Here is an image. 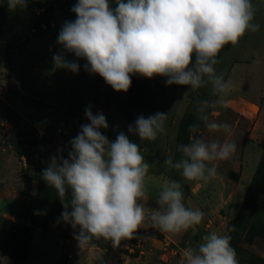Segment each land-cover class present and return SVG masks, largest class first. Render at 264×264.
<instances>
[{"label":"clouds","instance_id":"obj_1","mask_svg":"<svg viewBox=\"0 0 264 264\" xmlns=\"http://www.w3.org/2000/svg\"><path fill=\"white\" fill-rule=\"evenodd\" d=\"M6 2L9 11L15 12L26 9L29 0ZM114 4L78 0L71 9L76 19L62 25L57 42L85 59V71L99 74L117 92H127L132 75L137 74L148 79L166 77V85L187 86L188 91L210 83L217 99L200 102L198 119L211 133H228L229 124L210 120L208 115L209 108L226 105L229 91L214 66L226 45L235 46L249 31H259L252 0H115ZM53 60L57 68L79 71L80 66L63 55H54ZM85 116L89 123L81 125L69 141L67 158L52 156L41 173L64 205L62 220L78 229L74 239L81 250L94 239L110 240L117 247L142 227L180 234L201 224L203 212L185 206L178 180L164 184L156 201L159 207L148 213L140 201L147 193L150 164L140 146L123 132L115 141L103 135L100 129L109 125L102 113L94 115L89 107ZM167 119L168 113L161 112L139 116L128 131L141 141H155L159 134H166ZM198 128L193 124L189 131ZM177 150L181 159L168 158L164 163L179 170L186 181L207 183L217 172L215 165H208L230 158L237 144L193 137ZM182 264H238V260L230 236L211 232L196 247L185 250Z\"/></svg>","mask_w":264,"mask_h":264},{"label":"rangeland","instance_id":"obj_2","mask_svg":"<svg viewBox=\"0 0 264 264\" xmlns=\"http://www.w3.org/2000/svg\"><path fill=\"white\" fill-rule=\"evenodd\" d=\"M252 3L256 10L254 23L260 25L259 31H249L237 45H232L231 50L220 52L217 57L218 63L214 66L216 74L223 75L229 85V91L225 96L226 105L209 108L208 115L210 120L229 124L230 131L225 133L221 130L211 133L204 126L200 131V138L206 142L212 140L221 143L235 142L237 150L227 160L213 161L208 165L209 167L215 165L217 172L207 183L186 181L179 170L171 168L164 162L168 158L175 162L182 157V153L177 150L176 140L183 117L187 113L199 116L197 109L201 101L211 102L217 99L212 94L210 83L197 90L188 91L187 86L166 85V77L158 76V79L154 80L137 74L132 75L131 87L127 92H117L99 74L85 71L84 65L87 61L82 58L64 56L66 60L80 66L78 73L57 68L54 65L52 48L55 35L65 21V14L59 10L54 14L52 29L46 37L36 39L28 32L25 35L24 31L18 28L0 45L3 46L0 76L11 77L12 73H9L8 69L13 73L16 69V78L20 87L28 91L33 90V94L36 92L35 95L39 98H47L55 110L59 106L67 107L75 113L70 118L78 122L80 127L89 123L85 109L91 107L94 115L102 113L106 117L109 127L100 131L110 141H115L117 135L123 132L131 142L140 146L141 154L150 164L149 174L145 180L147 193L140 201L148 213L159 207L156 201L164 184L169 180H178L182 185L185 206L190 209H200L204 214L201 224L180 234L163 233L155 228L142 227L132 239L122 240L117 247H114L110 240L104 239H94L91 242L92 246L109 247L113 251L134 257L140 255L142 250L148 252L152 249L153 253L159 255L160 263L164 240L190 248L196 247L201 242V238L211 232L230 235L233 221L241 211L248 188L264 154V0H252ZM98 77L102 81L98 80ZM138 79L146 85V90L141 96L142 100H138L137 104L132 106L131 90ZM9 90L11 91L10 88ZM138 106L142 109H136ZM157 112L168 113L165 123L166 134H159L155 141H141L138 135L128 131L129 125L134 126L139 116L147 118ZM10 119L16 121L12 115ZM18 124L19 122L11 124L9 134L12 135L5 140V151L7 149L10 151L4 154L1 150L0 153V179H4L0 184L2 186H0V194L6 195L8 189L12 190L13 187L10 189L4 187V184L8 185L15 180H17L16 188L20 184L21 190L28 191L26 178L34 176L41 168L37 165V159L33 163L28 161L31 153L45 155L44 157L49 159L54 155H63L67 158L70 150L66 149V146H63L62 151H58L60 149L56 147H48L47 137L34 133L32 129H23ZM52 137L56 140L61 138L60 135ZM42 147H47V151ZM14 152L15 155H12ZM18 153H21V156ZM10 160H13V163ZM47 163L49 164V161ZM67 199L70 200V195L65 197L66 201ZM32 201L33 199L30 198V202ZM10 205L1 202L0 210L3 211L11 207ZM28 214L26 219L22 220L23 225H30L28 223L30 212ZM8 220L12 221L0 217V232L6 228L11 235ZM49 228L72 240H75L74 233L78 231L61 220V217L56 216L50 220ZM58 241L55 239L52 245ZM28 242L29 236L23 245L27 246ZM17 245L18 248L21 246V244ZM238 247L264 258V244L259 239L251 245L242 238ZM49 251L47 249L45 254L51 255ZM1 254H3L2 250H0V258H2ZM50 255L48 258H51ZM44 258L41 260L35 258L30 263L46 264ZM49 260L47 264H52ZM237 260L238 264H251L243 255L237 256ZM0 264H5L2 259Z\"/></svg>","mask_w":264,"mask_h":264},{"label":"trees","instance_id":"obj_3","mask_svg":"<svg viewBox=\"0 0 264 264\" xmlns=\"http://www.w3.org/2000/svg\"><path fill=\"white\" fill-rule=\"evenodd\" d=\"M77 2L78 0H29L26 9H17L15 12H10L6 0H0V45L18 28L22 29L25 35L28 32L36 39L46 37L52 29V19L57 10L65 14L64 23L76 19V14L71 9ZM114 2L115 0H110L113 7L115 6ZM61 27L54 38L52 48L54 55H68L78 58L57 42ZM231 47V44L226 45L221 52L229 51ZM156 78L158 79V76L153 77L154 80ZM98 80L102 81L100 77H98ZM145 90L146 85L143 84L141 79H138L131 90L132 106L136 105L138 100H142L141 96L144 95ZM136 109L142 108L138 106ZM193 124H198L199 128L195 132H190L189 126ZM203 127L204 123L198 119V115L187 113L183 117L178 130L177 148L178 145L190 143L193 137L200 138V131ZM18 154L21 156V153ZM45 168H40L34 176L26 178L28 190H30L33 181L38 182L37 193L31 196L33 201L30 202L31 204H29L26 213H24L25 206H20L14 202H9L11 207L3 210L16 218V220H12L13 222L8 220L11 235L8 234L6 228H3L0 232V250H2L4 256L9 257L14 262L13 264L25 263L36 231L47 232L50 220L55 216L61 217L64 211L61 199L55 189L50 188L41 178V173ZM28 212H30L28 221L30 225H23L22 220L26 219V215H29ZM28 236L29 242L27 246H24L23 243L28 239ZM229 236L231 246L235 249L237 256L243 255L251 264H264V258L250 254L238 247L242 238L251 245L257 239L264 244V154L248 188L241 211L233 221ZM17 244H21V246L18 248Z\"/></svg>","mask_w":264,"mask_h":264},{"label":"crops","instance_id":"obj_4","mask_svg":"<svg viewBox=\"0 0 264 264\" xmlns=\"http://www.w3.org/2000/svg\"><path fill=\"white\" fill-rule=\"evenodd\" d=\"M2 49L3 46H0V64L3 55ZM8 72L12 73L11 77L7 76L3 78L0 76V79L3 80L5 85L11 89L5 102L0 104V117H4V119H6L8 130L11 129V124L13 125L16 124V122H19V127L23 129H32L36 134H40L42 132L43 135L40 134V136H45L49 140L48 147H56L62 150L63 146H66V149L68 148L69 150V141L79 133L81 128L78 122H75L73 118H70L71 115L75 113L64 106H59L57 108L58 111L55 110L47 98H39L35 95L36 92L33 94V90L28 91L18 85L16 69L14 73L11 69H8ZM10 115H12L13 118H16V121H12L10 119ZM56 134L60 135L61 138L57 140L54 137L51 138V136H57ZM11 135L12 134H9L7 138H10ZM42 149L47 151L48 148L42 147ZM3 151V153L6 154L10 150L7 149L5 151L4 149ZM0 153H2L1 150ZM12 155H15V152ZM44 156L45 155L40 156L38 153H31L28 156V161L33 163L37 159L38 167H47V162H50V159ZM10 161L13 163V160ZM3 180L0 179V184L3 183ZM16 185L17 180L13 183H8V185L4 184V187L7 186L10 187V189L13 187V189H8L6 195L0 194V204L1 202H14L20 206H25L26 209L24 213H26L30 204L31 196H34L37 193L38 182L33 181L30 190L27 192L21 190V187L19 186L20 184L17 186L18 189L16 188ZM0 217L16 220L15 217L2 210H0ZM55 239L59 241L52 245V242H54ZM47 249L50 250L49 253H52L51 255L49 254L51 258H48V254H45ZM153 252L154 251L152 249L148 250V252L146 250H142L140 255L134 257L129 256L126 253L123 254L113 251L109 247L102 246L89 245L85 249L81 250L78 247L77 241L65 238L59 233L53 232V230L49 228L47 232L37 231L35 233L34 240L24 264H31L30 262L35 258H37V260H41L44 257L46 264L49 259H51L49 261H51L52 264H160L159 255ZM1 255L2 258L0 259H2L5 264H13L11 259H8L3 254Z\"/></svg>","mask_w":264,"mask_h":264},{"label":"built area","instance_id":"obj_5","mask_svg":"<svg viewBox=\"0 0 264 264\" xmlns=\"http://www.w3.org/2000/svg\"><path fill=\"white\" fill-rule=\"evenodd\" d=\"M9 93V88L0 79V104L5 102ZM9 131L6 119L0 118V150H4L6 147L5 140L9 135ZM186 249H188V247H183L175 242L164 240L161 247L160 264H182L183 253Z\"/></svg>","mask_w":264,"mask_h":264}]
</instances>
